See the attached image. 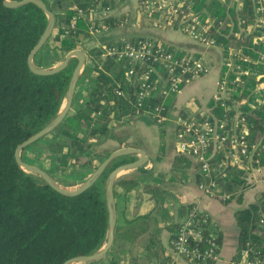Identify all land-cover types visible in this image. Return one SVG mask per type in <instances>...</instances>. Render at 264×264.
Segmentation results:
<instances>
[{
  "label": "trees",
  "instance_id": "1",
  "mask_svg": "<svg viewBox=\"0 0 264 264\" xmlns=\"http://www.w3.org/2000/svg\"><path fill=\"white\" fill-rule=\"evenodd\" d=\"M124 1L43 0L55 15L56 27L36 55V65L51 67L69 52L81 48L84 40L91 37L89 25L114 30L123 23L134 21L131 14L126 13L88 22L78 17L75 8L88 12L94 8H114ZM181 1L203 17L209 16L216 24L224 22L220 32L213 33L217 44L224 49L232 46L253 60L258 58L256 50L264 52V45L259 40L264 31L254 26L258 14L252 0ZM136 17L139 22L143 21L138 9ZM242 20L244 24H240ZM168 21L165 19L166 23ZM72 23L75 24L73 29ZM46 26L47 17L36 5L9 8L4 0H0V264H64L73 257L97 252L105 242L109 224L106 180L114 169L127 163L126 160L113 161L88 190L74 197L58 193L44 180L25 173L18 166L16 149L56 117L78 63L74 58L66 69L51 76L31 72L28 57ZM242 28L248 31L243 32ZM238 31L239 38L231 34ZM108 43L114 44L116 39L108 40ZM220 51L222 58L227 57L221 48ZM88 55L96 77L87 93L78 95L82 76L69 116L52 133L22 152L25 162L44 169L64 185L87 180L109 156L96 152L97 141L109 137L113 121L135 114L138 85L127 78L126 63L115 57L103 58L100 47L88 51ZM223 67L220 75L225 70ZM243 67L252 69V75L247 81L245 79V84L231 86L233 101L227 102L226 110L212 100L209 105L212 115L209 116L226 120L231 125L232 119L241 112L249 129V139L256 141L264 136L263 96L255 93L257 86L264 82V62L257 65L243 63ZM116 89L124 96L118 97L114 93ZM160 100V96L147 100L145 108L158 104ZM226 114L227 118L224 117ZM207 116L203 114L197 118L204 120ZM180 158L186 165L191 163L184 156ZM48 159L49 166L46 165ZM218 181L220 188L228 193H237L249 186L246 173L235 167H228L219 175ZM242 197L243 192L232 199L241 201ZM234 218L240 231L234 264H244L240 255L244 249L254 252L249 253L248 259L258 257L264 261V191L256 195L252 205L236 211ZM216 231L221 248L222 238ZM111 264L117 263L111 261Z\"/></svg>",
  "mask_w": 264,
  "mask_h": 264
},
{
  "label": "built area",
  "instance_id": "2",
  "mask_svg": "<svg viewBox=\"0 0 264 264\" xmlns=\"http://www.w3.org/2000/svg\"><path fill=\"white\" fill-rule=\"evenodd\" d=\"M252 3L258 14L254 26L264 31V0H252ZM75 9L78 17L85 18L88 22L114 15L112 7L94 8L88 12ZM137 9L142 20L152 23L155 27L176 29L205 47H219L225 52L227 57L222 58V67L225 70L219 77L213 96V101L225 110L227 102L233 101L231 86L245 84V79L247 81L252 75V69L244 68L243 63L257 65L264 62V52L256 50L258 58L253 60L232 46L224 49L218 45L213 33H219L224 22L216 24L215 20L209 16L203 17L192 6L184 5L181 0H142ZM158 14L160 17L156 18ZM165 19L169 21L166 23ZM244 23L243 20L240 22ZM132 24L139 26L141 23L136 17ZM74 27L75 24L72 23L71 28ZM112 31L105 26H88L91 36L109 35ZM241 31L248 30L242 28ZM231 34L236 38L240 37L239 31ZM259 40L264 45V36L259 37ZM100 48L103 57H115L118 61L125 62L127 78L132 80L134 85H138L134 115H147L159 126L169 120L171 98L212 70L210 60L204 55L196 57L190 53H177L157 39L131 41L122 36L116 39V43H105ZM114 93L118 97L124 96L119 89ZM255 93L261 94L264 102V82L257 86ZM157 96H160V102L145 108V102L153 97L156 99ZM209 115L204 120L194 117L179 124L176 133L177 150L199 171L202 179L198 187L203 195L228 203L233 200L234 195L250 187L264 185V136L256 141L249 139V129L241 112L232 119L231 125L226 120L211 119ZM224 117L227 118V114ZM219 157L221 160H216ZM228 167H235L246 173L248 188L239 189L237 193H228L220 188L218 177L226 172ZM203 244L205 246H201ZM171 246L177 257L191 264L217 263L221 257L218 234L211 217L196 205L189 208ZM249 253L254 252L246 249L240 252L244 264H264L258 257L248 259Z\"/></svg>",
  "mask_w": 264,
  "mask_h": 264
},
{
  "label": "crops",
  "instance_id": "3",
  "mask_svg": "<svg viewBox=\"0 0 264 264\" xmlns=\"http://www.w3.org/2000/svg\"><path fill=\"white\" fill-rule=\"evenodd\" d=\"M137 7L138 0H125L115 7L114 15L130 13L134 20ZM140 23L133 26L132 21H128L112 34L84 40L79 49L86 53V67L93 69L88 51L124 36L157 39L177 53L204 55L210 60L212 70L171 98L169 120L164 125H156L147 115H128L113 121L109 137L97 141L95 150L100 154L110 155L119 149L134 148L141 150L145 158L141 167L118 177L114 187L117 222L113 246L103 260L89 264H111V261L117 264H191L174 254L171 242L186 216V209L193 205L210 215L222 238L221 257L214 264H234L240 237L235 212L252 205L256 195L264 191V185L245 190L241 201L233 199L222 203L206 197L198 187L199 171L191 161L186 165L181 160L176 144L181 122L211 113L209 105L216 93L222 67L220 48L205 47L173 28ZM57 61L52 66L62 60ZM95 77L96 73L92 72L89 85ZM128 157L134 162L140 155Z\"/></svg>",
  "mask_w": 264,
  "mask_h": 264
},
{
  "label": "water",
  "instance_id": "4",
  "mask_svg": "<svg viewBox=\"0 0 264 264\" xmlns=\"http://www.w3.org/2000/svg\"><path fill=\"white\" fill-rule=\"evenodd\" d=\"M4 4L6 7L9 8H18L25 6L27 4H34L38 8H40L47 17L46 29L28 57V66L32 73L39 76L55 75L66 69L69 66L72 59L76 58L78 61L77 66L72 75V78L70 80L64 102L61 106L60 111L57 113L56 117L45 128H43L41 131L31 136L28 140H26L16 149L15 159L20 169L27 174L41 178L47 183L48 186H50L53 190L57 191L58 193L64 196L74 197L88 190L103 175V173L106 171L109 165L116 159L120 157L131 156L134 154L140 155L138 160L118 166L110 173V175L106 180L105 198L108 207L109 224H108L106 239L103 246L94 254L73 257L67 260L64 264H89V263L99 262L107 256L114 242L116 222H117V211H116L115 194H114L115 183L121 174L129 170L139 168L144 164V158H145L144 153L141 150L134 148L119 149L113 152L112 154H110L108 158H106L98 166V168L93 172V174L87 180L72 186H64L62 184H59L55 180V178H53V176H51L47 171L33 164H29L22 159V152L24 151V149H26L27 147L31 146L32 144L38 142L39 140L43 139L44 137L52 133L65 121V119L71 113L73 108L76 88L86 68L87 57H86V53L82 49H76L69 52L65 56V58L57 65H54L47 69L38 67L35 63V57L41 51V49L47 44L48 40L50 39L56 27V18L54 13L48 9L47 5L43 2V0H21V1L4 0Z\"/></svg>",
  "mask_w": 264,
  "mask_h": 264
},
{
  "label": "rangeland",
  "instance_id": "5",
  "mask_svg": "<svg viewBox=\"0 0 264 264\" xmlns=\"http://www.w3.org/2000/svg\"><path fill=\"white\" fill-rule=\"evenodd\" d=\"M115 8V7H114ZM113 8V9H114ZM88 54V53H87ZM89 56V55H88ZM104 58V57H103ZM58 62V61H57ZM52 67V66H51ZM42 68H44V69H47V68H50V66L49 67H42ZM92 70H91V68H89V67H86V69H85V71H84V75H83V78H82V82H80L79 83V89H78V95H82V94H84V92L86 93L87 91H88V89H89V83H90V81H89V78H90V74H92ZM97 151V150H96ZM122 160H126L127 161V163H129V161H131L132 160V158H130V157H128V156H125V157H120V158H118V159H116L115 160V162H118V161H122ZM51 162H50V159H48L47 160V166H49V164H50ZM59 184H62V185H64L63 183H61V182H59L57 179H55ZM64 186H67V185H64ZM70 186V185H69Z\"/></svg>",
  "mask_w": 264,
  "mask_h": 264
}]
</instances>
